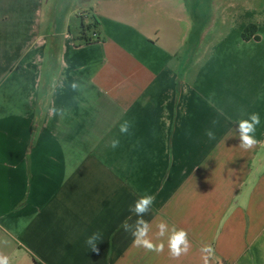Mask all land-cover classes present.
Listing matches in <instances>:
<instances>
[{
  "label": "crops",
  "instance_id": "1",
  "mask_svg": "<svg viewBox=\"0 0 264 264\" xmlns=\"http://www.w3.org/2000/svg\"><path fill=\"white\" fill-rule=\"evenodd\" d=\"M48 4L0 0V254L204 264L211 245L209 264H264V0H85L92 44ZM253 112L244 150L238 121ZM144 194L150 237L161 221L185 229L187 255L170 257L166 238L159 254L132 245L121 225Z\"/></svg>",
  "mask_w": 264,
  "mask_h": 264
},
{
  "label": "clouds",
  "instance_id": "2",
  "mask_svg": "<svg viewBox=\"0 0 264 264\" xmlns=\"http://www.w3.org/2000/svg\"><path fill=\"white\" fill-rule=\"evenodd\" d=\"M72 89H77L80 87L76 83H72ZM54 112L56 110H53ZM261 119L259 113L253 112L248 115L246 119H240L238 121V129L236 130L239 135L240 144L239 147L244 150L252 149L258 143L255 132L257 127L260 125ZM131 127V123L127 120L120 124L119 131L121 134H127ZM206 135L210 138H214V132L209 129ZM119 139H113L110 142V147L115 149L119 146ZM155 202V197L151 194H144L140 196L134 203L129 207V211L133 213L137 219L134 223H129L131 217L126 219L122 223V228L125 232H128L133 237L132 245L136 248H143L149 252H155L157 254L162 253L165 248L164 240L166 238L167 248L170 257L176 259L182 255H187L191 249V243L188 238V232L185 229H177L175 227L169 228V225L161 221L156 225L157 232L156 238L160 241L156 243L150 237V232L152 231V224L144 219L147 215L152 205ZM103 239L100 232H94L92 235L88 236L85 240V244L88 249L99 252L97 243ZM201 258L204 264H209L210 257L214 254V249L211 245H203L200 249ZM0 264H10L9 258L6 255L0 254Z\"/></svg>",
  "mask_w": 264,
  "mask_h": 264
},
{
  "label": "rangeland",
  "instance_id": "3",
  "mask_svg": "<svg viewBox=\"0 0 264 264\" xmlns=\"http://www.w3.org/2000/svg\"><path fill=\"white\" fill-rule=\"evenodd\" d=\"M85 0H49L48 7L54 8L52 17L58 22L61 27L62 23L68 24L71 31L76 33L79 31L82 18L81 15L87 17L91 15V9L84 7ZM85 9V10H84Z\"/></svg>",
  "mask_w": 264,
  "mask_h": 264
},
{
  "label": "trees",
  "instance_id": "4",
  "mask_svg": "<svg viewBox=\"0 0 264 264\" xmlns=\"http://www.w3.org/2000/svg\"><path fill=\"white\" fill-rule=\"evenodd\" d=\"M82 23L80 26V34L78 40L84 44L97 43L103 40L101 32L99 30V23L94 18L89 23L86 22V17L81 15ZM253 27H248L244 32V38L249 39V33L252 31ZM38 264V263H37Z\"/></svg>",
  "mask_w": 264,
  "mask_h": 264
}]
</instances>
